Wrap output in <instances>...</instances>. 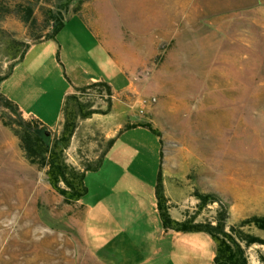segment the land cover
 Masks as SVG:
<instances>
[{
    "label": "rangeland",
    "instance_id": "1",
    "mask_svg": "<svg viewBox=\"0 0 264 264\" xmlns=\"http://www.w3.org/2000/svg\"><path fill=\"white\" fill-rule=\"evenodd\" d=\"M16 1L0 0V5ZM65 1L69 14L75 9L92 17L100 35L132 52L138 62L134 73H119L111 53L89 37L87 23L73 14L56 42H37L31 54L15 63L0 83L1 93L17 103L29 91L27 106L50 118L68 83L64 64L66 73L71 69L112 78L114 92L129 77L131 86L119 97L133 100L135 120L149 123L159 136L146 126L127 127L85 162L79 202L91 211L78 222L84 240L97 244L115 234L150 242L161 226L153 210L158 170L172 215L210 219L219 202L227 223L264 213V0ZM35 16L43 18L39 7ZM0 27L27 39L26 27L13 16L0 15ZM74 45L75 52L66 50ZM8 62L0 54V73ZM28 63L39 74H21ZM79 97L100 111L113 102L111 93L98 86ZM93 124L87 120L84 125ZM91 136L81 146L84 153L93 149ZM15 191L24 192L21 204ZM195 192L212 193L218 201L198 209ZM6 194L11 196L0 202V245L23 240L27 229L38 226H73L68 217L81 214L76 200L64 201L47 182L44 168L26 159L0 120V195ZM165 237L164 264H211L213 244L206 233L170 231ZM258 252L264 254V246L247 247L250 264H261Z\"/></svg>",
    "mask_w": 264,
    "mask_h": 264
},
{
    "label": "trees",
    "instance_id": "2",
    "mask_svg": "<svg viewBox=\"0 0 264 264\" xmlns=\"http://www.w3.org/2000/svg\"><path fill=\"white\" fill-rule=\"evenodd\" d=\"M43 2H49L50 5L45 6ZM67 4L65 0L58 3H54L53 0H18L6 7L0 5V15L7 14L21 21L26 27L27 37L26 40L16 39L0 27V54L9 60L5 70L0 73V83L30 44L54 37L65 20L76 13L73 9L69 14ZM36 7H39L43 14L40 21L35 16ZM95 86L103 87L110 93L109 85L97 80L75 86L73 92L64 95L61 105L63 120L55 136H49V129L37 117H24L17 103L0 91L2 124L16 136L26 159L44 168L47 182L66 202L78 200L85 191L82 176L83 170L88 168V163H82V169L76 168L66 161L64 149L69 143L78 118L86 117L92 112H103L93 108L91 100H82L79 97L81 92ZM135 125L146 126L158 135L155 128L143 121L128 123L124 127ZM46 130L49 131L48 134L45 133ZM194 195L197 198L198 209L209 202L218 201L212 193L195 192ZM154 197L160 225L164 230L199 231L210 237L213 244L211 264H250L246 253L247 247L252 244L264 246V213L249 214L233 223H227L225 208L219 202L210 219L194 220V213L175 219L170 216L167 209V198L162 190L160 170L156 175ZM257 254L261 264H264V254L260 252Z\"/></svg>",
    "mask_w": 264,
    "mask_h": 264
},
{
    "label": "crops",
    "instance_id": "3",
    "mask_svg": "<svg viewBox=\"0 0 264 264\" xmlns=\"http://www.w3.org/2000/svg\"><path fill=\"white\" fill-rule=\"evenodd\" d=\"M73 14L80 15V17L84 19V22L87 23L90 30L88 31L89 37H91L96 43H99L100 41L103 45L101 48H105L111 53L113 62L116 65V70L119 73L122 72L127 75L134 73V67L138 62L136 58H133L134 55L131 51H123L117 40H111L105 35H100L92 24V17L86 16L85 13L77 12ZM69 17L65 21H67ZM94 21H96V19H94L93 22ZM56 34L52 38L39 40L30 44L20 59H24L31 54L37 42L42 44H53V41L56 42ZM64 50L65 47L60 42L58 44V52L60 59L63 62L65 61ZM66 50L72 53L75 52L76 47L74 45L68 47ZM14 65L15 64H13V66ZM12 67L9 73L12 71ZM31 67L32 66H30L29 63L25 65L21 74L29 77L39 74L37 68L32 69ZM66 70L64 64V76L68 83H66L59 92L57 102L53 109H51L52 112L50 118L45 116L46 114L43 110H40L39 112L30 108V106H27L29 105V102H27L26 99L31 97L29 91L17 100V105L24 117H37L49 129L50 136H55L58 134L63 120L61 105L64 95L73 92L75 86L86 84L90 81L102 80L106 82L109 85V91L113 102L109 105L107 110L99 105V107L103 109V112H92L86 117L78 118L69 143L64 149L66 161L74 165L76 168L82 169V163L86 162L88 159H94L103 146L127 128L124 127L125 124L136 122L135 109H132L134 101L127 97H119L125 92V90L130 88L131 81L129 77L126 78L120 90L114 92L112 78H106V81L100 73L97 75L87 74L86 72L78 74L75 70L71 71V69L66 73ZM127 106L130 108H127ZM87 120L94 122L92 127L87 128L84 125ZM94 133H96V135H94ZM87 134L93 135L91 136L92 142L90 139V145H92L93 149L88 151V153H84L81 146L83 145ZM70 145L73 147L70 148ZM75 146L77 148H75ZM169 201L170 200L167 199V202ZM76 202L81 207V214L77 217L74 215L68 217L73 226L67 228L46 225L38 226L34 228L33 232H31L30 229H27V231L23 233V237H20L23 240L2 242L0 245L1 264H164V256L168 251V244L163 240L170 231L174 230H164L160 226L159 229L153 232L150 242L130 241L127 239L125 240L124 237L123 240L118 238L117 235L115 238L114 234L109 236L108 239H105L104 242L99 241L97 244H94L84 240L82 232L78 227L80 217L85 213L90 212L91 207L88 205L84 207L79 202V199L76 200ZM153 204V210L158 217L155 202ZM167 209L171 217L175 219L183 218V214L172 215L170 213V205H168ZM31 235L32 237L30 239Z\"/></svg>",
    "mask_w": 264,
    "mask_h": 264
},
{
    "label": "bare ground",
    "instance_id": "4",
    "mask_svg": "<svg viewBox=\"0 0 264 264\" xmlns=\"http://www.w3.org/2000/svg\"><path fill=\"white\" fill-rule=\"evenodd\" d=\"M19 184H17V185H15V186H18ZM11 193V192H10ZM15 193H17L16 195L17 196H19L20 198L18 199V201H19V203L18 204H21L22 203V201H23V199L24 198H22L23 196H24V192H18V191H15ZM10 194H6V195H4V196H2V195H0V202H2V201H8L9 200V198H10ZM4 197V198H3ZM0 213H3V211H0ZM1 216V215H0ZM6 235V234H5Z\"/></svg>",
    "mask_w": 264,
    "mask_h": 264
},
{
    "label": "water",
    "instance_id": "5",
    "mask_svg": "<svg viewBox=\"0 0 264 264\" xmlns=\"http://www.w3.org/2000/svg\"><path fill=\"white\" fill-rule=\"evenodd\" d=\"M45 133H46V134H48V133H49V131H48V130H46V131H45Z\"/></svg>",
    "mask_w": 264,
    "mask_h": 264
}]
</instances>
